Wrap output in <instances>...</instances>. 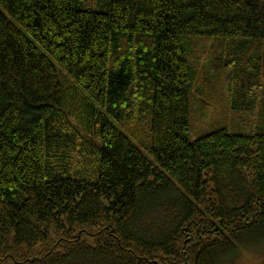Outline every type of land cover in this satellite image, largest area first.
Listing matches in <instances>:
<instances>
[{
  "label": "trees",
  "instance_id": "1",
  "mask_svg": "<svg viewBox=\"0 0 264 264\" xmlns=\"http://www.w3.org/2000/svg\"><path fill=\"white\" fill-rule=\"evenodd\" d=\"M192 38L220 41L232 115L196 140ZM257 246L264 0H0V264Z\"/></svg>",
  "mask_w": 264,
  "mask_h": 264
},
{
  "label": "rangeland",
  "instance_id": "2",
  "mask_svg": "<svg viewBox=\"0 0 264 264\" xmlns=\"http://www.w3.org/2000/svg\"><path fill=\"white\" fill-rule=\"evenodd\" d=\"M190 50L197 72L193 82L196 99L192 102L190 138L196 140L198 135L220 124L227 125L232 115L228 110L230 93L227 91V82L223 73L216 71L222 63L220 41L192 38ZM199 88H204L201 90L203 96L198 92ZM223 264H264V246L242 250Z\"/></svg>",
  "mask_w": 264,
  "mask_h": 264
}]
</instances>
